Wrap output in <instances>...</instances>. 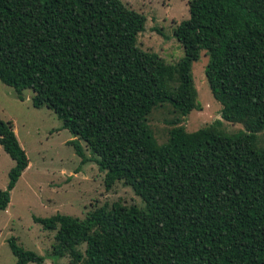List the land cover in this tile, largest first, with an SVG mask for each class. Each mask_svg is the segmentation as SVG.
<instances>
[{"label": "trees", "instance_id": "trees-1", "mask_svg": "<svg viewBox=\"0 0 264 264\" xmlns=\"http://www.w3.org/2000/svg\"><path fill=\"white\" fill-rule=\"evenodd\" d=\"M187 11L172 32L183 50L172 90L163 82L171 69L137 46L145 16L120 0H0V82L51 110L81 163L84 143L106 190L122 182L144 204L34 217L53 232L49 254L11 237L14 264H264V0H187ZM200 51L221 120L243 130L223 134L217 120L172 129L157 145L147 115L165 102L177 114L171 125L188 114ZM0 147L13 161L4 211L28 160L2 120Z\"/></svg>", "mask_w": 264, "mask_h": 264}, {"label": "rangeland", "instance_id": "rangeland-1", "mask_svg": "<svg viewBox=\"0 0 264 264\" xmlns=\"http://www.w3.org/2000/svg\"><path fill=\"white\" fill-rule=\"evenodd\" d=\"M126 7L145 16L143 31L137 36V46L156 54L161 63L171 69L163 76L169 89L178 85L176 62L183 56L180 44L173 37L174 27L188 18L187 0H120ZM207 56L200 51L190 66L192 107L171 125L177 114L168 103L157 105L147 115L146 125L157 145L166 143L172 129L185 134L203 129L219 120L223 134L243 130L240 123H229L220 118V104L215 101L204 78ZM32 92L24 90L23 100L16 98L12 88L0 82V120L10 122L16 140L28 160L14 187L9 201L0 211V264H14L8 247L9 238L24 250L48 255L53 232L45 231L32 218H47L56 213L82 219L85 214L103 204L119 202L143 208L142 201L122 182H115L108 190L103 186V174L97 170L83 142L82 152L87 161L81 163L73 148L67 144L71 135L61 129L55 114L31 105ZM264 134V132H263ZM89 157V158H88ZM91 159V158H90ZM13 161L0 147V190L7 184V172ZM83 250V245L79 247ZM33 264V263H27ZM43 264H71L68 257L45 259Z\"/></svg>", "mask_w": 264, "mask_h": 264}]
</instances>
